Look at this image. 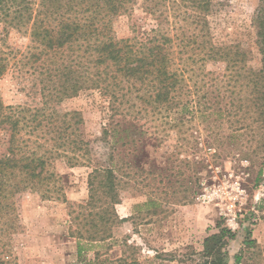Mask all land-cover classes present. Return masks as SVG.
Returning a JSON list of instances; mask_svg holds the SVG:
<instances>
[{
	"label": "rangeland",
	"instance_id": "obj_1",
	"mask_svg": "<svg viewBox=\"0 0 264 264\" xmlns=\"http://www.w3.org/2000/svg\"><path fill=\"white\" fill-rule=\"evenodd\" d=\"M31 1L37 9L39 0ZM258 3L216 0L208 17L209 40L228 46L237 55V66H261L252 25ZM185 12L170 4L166 26L171 35H179L175 49L180 51L178 62L186 69L191 87L186 98L202 106L193 119L191 109L168 112L164 119L161 115L140 119L147 146L131 175L120 172L122 201L116 210L126 221L114 226L116 241L78 254V240L72 232L81 219H75L74 209L88 199L90 170L57 159L52 168L59 174L66 200L46 199L34 192L22 196L20 225L0 247L8 264H85L96 258L97 251L116 264L123 256L140 264H198L205 239L219 232L218 224L236 233L225 248L227 264H235V256L243 250L244 264H264V173L256 185L259 169L264 170V125L246 103L241 83L237 86L234 81L235 70H227L223 60L204 59L201 37L197 43L192 39L188 43V38L183 43V37L196 36L198 29L194 11L187 10L192 18ZM157 23L156 15L136 5L114 20L113 29L118 38H144ZM0 47L9 63L0 76L3 104L53 110L51 87H46L53 86L48 75L53 58L41 53L43 46L29 31L5 29L0 21ZM240 69L236 71L243 72ZM106 106L108 102L89 90L57 108L80 111L84 132L95 139L108 123ZM5 139L0 130L1 151ZM246 238L255 240L253 247L245 244ZM125 241L134 248L123 247Z\"/></svg>",
	"mask_w": 264,
	"mask_h": 264
},
{
	"label": "trees",
	"instance_id": "obj_2",
	"mask_svg": "<svg viewBox=\"0 0 264 264\" xmlns=\"http://www.w3.org/2000/svg\"><path fill=\"white\" fill-rule=\"evenodd\" d=\"M214 1L39 0L35 9L31 0H0V21L5 29L29 31L43 46L41 53L53 58V71L48 74L53 86H46L51 87L53 110L48 113L47 108L5 106L0 100V130L6 136L1 147L4 150L0 149V247L5 237L15 233L20 225L19 201L25 193L66 200L59 174L52 168V162L57 159H64L72 166L82 164L90 170L88 199L74 209L75 219H81L72 232L78 240V254L116 241L113 228L118 222L126 221L120 219L116 210L122 201L120 172L131 175L139 167L147 146L140 119L151 115H161L164 119L168 112L189 109L193 110V119L196 109L202 106L200 101L186 98L191 87L186 69L178 62L180 51L175 48L179 35H171L166 26L170 22V4L185 8V14L188 9L194 11L197 34L183 37V43L186 38L188 43L190 39L197 43L201 37L204 59L223 60L227 70L231 73L235 70L234 81L237 86L241 83L246 91V103L250 110L255 109L257 122L264 125V0H259L252 19L255 43L261 55L259 68L237 66V55L228 46H217L209 40L208 17L214 10ZM136 5L156 15L157 26L144 34V38H118L113 29L114 20ZM186 15L192 18V14ZM8 65L0 47V76ZM241 67L243 72L236 71ZM89 90L108 102L105 108L108 123L95 139L84 132L80 111L57 108L65 100ZM263 173L261 167L256 185ZM218 228V233L205 239L198 264H227L225 248L236 233L220 224ZM254 243V239H245L249 247ZM123 247L134 248L126 241ZM1 255L0 252V264H8ZM244 260L245 250L235 256V264H244ZM117 262L140 264L127 256L118 258ZM85 264L116 262L109 263L97 251L96 258Z\"/></svg>",
	"mask_w": 264,
	"mask_h": 264
}]
</instances>
